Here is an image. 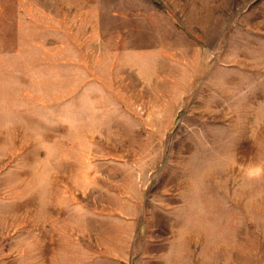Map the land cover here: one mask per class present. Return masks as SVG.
<instances>
[{"label": "rangeland", "instance_id": "obj_1", "mask_svg": "<svg viewBox=\"0 0 264 264\" xmlns=\"http://www.w3.org/2000/svg\"><path fill=\"white\" fill-rule=\"evenodd\" d=\"M0 264H264V0H0Z\"/></svg>", "mask_w": 264, "mask_h": 264}]
</instances>
